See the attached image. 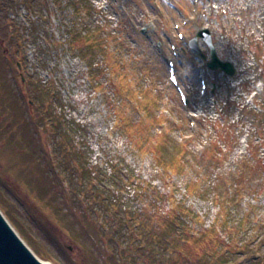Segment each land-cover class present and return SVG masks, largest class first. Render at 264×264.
<instances>
[{"label":"rangeland","instance_id":"rangeland-1","mask_svg":"<svg viewBox=\"0 0 264 264\" xmlns=\"http://www.w3.org/2000/svg\"><path fill=\"white\" fill-rule=\"evenodd\" d=\"M0 210L51 264H264V0H0Z\"/></svg>","mask_w":264,"mask_h":264},{"label":"water","instance_id":"water-1","mask_svg":"<svg viewBox=\"0 0 264 264\" xmlns=\"http://www.w3.org/2000/svg\"><path fill=\"white\" fill-rule=\"evenodd\" d=\"M196 40V39H195ZM195 40L191 43L197 55L205 58L198 50ZM211 49V61L208 67L213 70H220L229 76L234 74V69L229 63H222L215 56L214 49L207 40ZM0 264H51L41 261L31 249L23 242L17 232L11 227L7 219L0 211Z\"/></svg>","mask_w":264,"mask_h":264},{"label":"trees","instance_id":"trees-1","mask_svg":"<svg viewBox=\"0 0 264 264\" xmlns=\"http://www.w3.org/2000/svg\"><path fill=\"white\" fill-rule=\"evenodd\" d=\"M87 36V34L85 35V37ZM87 38V37H86ZM118 66H116V68H117ZM95 72H94V70H92V68H90V73H89V75H90V78L91 79H93V82H94V84H95V89L96 90H98V91H101V90H104V88H103V86H102V84L101 83H99V82H97L96 81V78H95V74H94ZM115 92H118L119 94H122V93H124L125 94V96L127 97V100H130L131 99V96H130V94H128L127 93V91H126V87L124 86V87H119L117 84H115V90H114ZM116 94V93H115ZM175 152H176V155L177 156H180L179 158H181V159H179L178 157L177 158H175L174 160L175 161H173V159H172V161L171 162H173L171 165H168L170 162L168 161V159H167V161H163V159L160 157L159 158V163H160V165H161V167H162V164L166 167H169V166H172L173 168H180V169H183V167H182V165H177L176 164V162H180V160H181V163L183 162L182 161V155L184 154V151H183V149H181V148H178V149H176L175 148ZM165 151V150H164ZM163 150L161 151V154H163V152H164ZM160 154V155H161ZM163 168V167H162Z\"/></svg>","mask_w":264,"mask_h":264}]
</instances>
